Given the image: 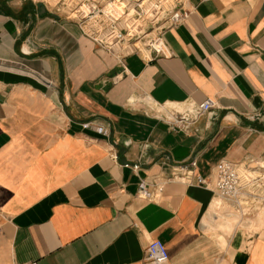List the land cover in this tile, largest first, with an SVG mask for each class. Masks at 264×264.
I'll return each mask as SVG.
<instances>
[{
  "label": "crops",
  "instance_id": "obj_1",
  "mask_svg": "<svg viewBox=\"0 0 264 264\" xmlns=\"http://www.w3.org/2000/svg\"><path fill=\"white\" fill-rule=\"evenodd\" d=\"M39 4L0 0V264H151L158 239L166 264H264V198L250 226L211 208L220 161H264V0H189L167 57L121 63Z\"/></svg>",
  "mask_w": 264,
  "mask_h": 264
},
{
  "label": "built area",
  "instance_id": "obj_2",
  "mask_svg": "<svg viewBox=\"0 0 264 264\" xmlns=\"http://www.w3.org/2000/svg\"><path fill=\"white\" fill-rule=\"evenodd\" d=\"M185 0H37L51 11H58L63 18L74 20L81 33L90 38L100 49L110 52L119 63L127 55L140 52L147 61L168 56L164 35L169 29L181 24L189 16ZM206 99L196 106L197 114H203L213 106ZM88 123L84 124L88 127ZM99 133L105 130L95 128ZM191 166L195 165L193 160ZM190 171L179 169V176L186 179ZM214 189L219 198L232 202L235 207H250L262 199L264 191V166L249 168L242 162L222 160L215 168ZM204 186L206 180L197 177ZM148 197L141 182L138 191ZM145 257L151 264H166L169 260L162 241L151 240L145 249ZM18 264H37L36 261Z\"/></svg>",
  "mask_w": 264,
  "mask_h": 264
},
{
  "label": "rangeland",
  "instance_id": "obj_3",
  "mask_svg": "<svg viewBox=\"0 0 264 264\" xmlns=\"http://www.w3.org/2000/svg\"><path fill=\"white\" fill-rule=\"evenodd\" d=\"M188 2H189V0H185L184 1V3H185V6L187 7V5H188ZM40 3V2H39ZM41 4H43L42 2H41ZM262 162H264V161H259V163L258 164H262ZM217 201V202H216ZM216 202V203H215ZM225 203V205L227 204L226 203V201L224 200V199H222V198H215L214 199V202H213V204H214V209L212 208V210L213 211H215L216 213H217V215L218 216H221V214H220V206H222V204H224ZM227 206V205H226ZM229 206V205H228ZM235 208V206L232 208V207H230L229 206V209H230V211H229V213L227 214V220L228 221H230V222H232V221H236V218H238L237 216L239 215V216H241V214H239V213H243V214H246V215H244V216H241V217H243V218H247V219H245L246 220V222L249 224V226L250 225H254V223H253V221H252V219H249L248 218V216H252V215H254V213L255 212H258L257 213V219L259 220V221H262L263 219H264V209L263 208H258L257 210L258 211H254V213H253V208H251V207H244V208H240V207H236V209H234ZM240 209V210H239ZM231 210H234V211H241V212H234V211H231ZM260 214V215H259ZM230 222H227L228 224H226V227L227 228H230V225H231V223ZM222 240H223V238H221Z\"/></svg>",
  "mask_w": 264,
  "mask_h": 264
},
{
  "label": "bare ground",
  "instance_id": "obj_4",
  "mask_svg": "<svg viewBox=\"0 0 264 264\" xmlns=\"http://www.w3.org/2000/svg\"><path fill=\"white\" fill-rule=\"evenodd\" d=\"M54 1H55V0H49V2H52V3H55ZM38 3H39V2H38ZM40 3H41V2H40ZM42 5L44 6V8H46L44 4H42ZM185 7H186V6H185ZM186 8L188 9V7H186ZM56 10H57V9H56ZM56 10H55V11H51V12H54V13H55V12H58V11H56ZM188 10H189V9H188ZM163 109H164V108H163ZM258 165L263 167V166H264V162H262V164H258ZM218 198H219V197H218ZM222 199H223V198H222ZM216 202H217V201H216ZM216 202H215V203H216ZM211 208L214 209V204L211 205ZM259 215H260V214H259Z\"/></svg>",
  "mask_w": 264,
  "mask_h": 264
},
{
  "label": "water",
  "instance_id": "obj_5",
  "mask_svg": "<svg viewBox=\"0 0 264 264\" xmlns=\"http://www.w3.org/2000/svg\"><path fill=\"white\" fill-rule=\"evenodd\" d=\"M39 8L42 10V13L45 11V8L41 3L39 4Z\"/></svg>",
  "mask_w": 264,
  "mask_h": 264
}]
</instances>
